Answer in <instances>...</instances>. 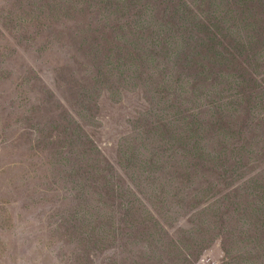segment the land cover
I'll return each mask as SVG.
<instances>
[{
  "label": "rangeland",
  "instance_id": "374dc122",
  "mask_svg": "<svg viewBox=\"0 0 264 264\" xmlns=\"http://www.w3.org/2000/svg\"><path fill=\"white\" fill-rule=\"evenodd\" d=\"M192 1L0 0V264H226L256 237L263 6Z\"/></svg>",
  "mask_w": 264,
  "mask_h": 264
},
{
  "label": "trees",
  "instance_id": "16d2710c",
  "mask_svg": "<svg viewBox=\"0 0 264 264\" xmlns=\"http://www.w3.org/2000/svg\"><path fill=\"white\" fill-rule=\"evenodd\" d=\"M217 0H193L191 6L182 5L185 7L186 12L188 15H192L199 23H205L206 15L209 18L213 17L210 13H207L208 7L212 5V3H215ZM198 3V5L196 4ZM246 3H253L252 5H260L263 6V9L260 12V17L256 18L257 25L255 30H261L264 33V0H243L242 4ZM253 32V31H252ZM261 43L264 44V37L260 38ZM249 47V52L253 50V47L251 44H247ZM248 52V53H249ZM251 66H255L256 68H261L264 66V64L260 63L258 60L251 59ZM195 141L197 139H194ZM195 147H192L194 149ZM198 149H196V152ZM208 156L210 157V163L213 164L214 161H220V152L215 151L213 149V152H209ZM259 207H256V212L258 217L261 220V225L256 231V237H254L253 233L248 230L246 231V236L239 237V239H234L230 241L228 244H226V253H228V260L226 261V264L229 263L230 258L232 260H236V263L243 261V262H249L255 260L256 254L258 250L260 249V252L264 251V215H260ZM263 235V236H262ZM237 252L238 255H231V253ZM261 257V254H258V258Z\"/></svg>",
  "mask_w": 264,
  "mask_h": 264
}]
</instances>
